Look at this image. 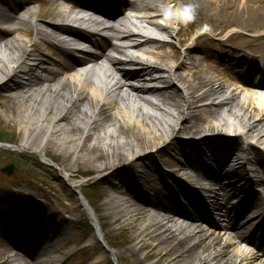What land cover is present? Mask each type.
Returning a JSON list of instances; mask_svg holds the SVG:
<instances>
[{
    "label": "bare ground",
    "instance_id": "obj_1",
    "mask_svg": "<svg viewBox=\"0 0 264 264\" xmlns=\"http://www.w3.org/2000/svg\"><path fill=\"white\" fill-rule=\"evenodd\" d=\"M60 1L64 4L74 0ZM117 1L115 5L124 3L135 12L140 8L146 16L137 17V22L132 24L123 14L97 8L106 13L110 24L105 25L93 18H78L80 12L63 4L46 12L40 6L32 9L34 0L11 3L12 14L0 8V96L9 101L5 108L7 118L21 132L31 133L14 147L34 150L47 159L48 150L53 146L62 157V169L67 175L78 163V175L96 174L116 182H109L111 192L104 195L101 203L107 224L121 222L135 237L139 233L135 222L142 217L147 227L156 228L153 234L145 235L147 242L165 248L160 259H169L168 264H260L243 255L240 248L214 250L217 237L212 239V236L220 226L212 215L231 226V230L219 231L220 243H226V247H232L229 237H225L227 231L249 234L250 245H264V215L260 212L257 217L249 216L257 208L259 194L254 188L264 184L261 180L264 175V84H260L264 80V68L258 69L261 61L254 56L245 61L232 54L228 62L223 61L221 56L200 49L197 43L193 45L192 40L189 43V33L182 29L176 32L175 23L161 24L156 17L176 22L182 6L189 5L204 13L206 25L216 17L220 24H230L242 12H263L264 0ZM75 2L78 5L75 8L81 9L89 4V9L94 10L98 2L101 6H114V0ZM232 8L235 16L228 13ZM247 18L256 24L253 15ZM53 19H63L66 23L59 24ZM70 24L87 25L94 30L78 34ZM134 25L136 29L153 30L171 39L180 37L177 43L184 49L179 52L173 45L161 44L148 34L132 32L129 26ZM207 31L214 30L199 25L196 33L202 35ZM261 33L264 34V26ZM57 34L80 35L99 53L78 60L74 52L57 47L55 43L63 44ZM167 48L170 52H166ZM55 52L68 59L69 64L52 59ZM89 70H98V74L92 75L93 80L88 76ZM253 75L259 77L258 83L253 79L250 82ZM179 134H184L185 139H180ZM240 141L246 142L245 149ZM206 165H212L218 173L208 171ZM182 170L197 173L192 176L182 173L179 179L176 174ZM210 179L222 180L234 187L235 192L225 195L224 204L216 198V191L206 185ZM136 185L142 190L138 191ZM169 186L176 194L167 191ZM204 197L214 200L215 205L208 210L203 206L202 217L186 212L196 209ZM82 202L92 218L89 205L85 200ZM172 215L191 221L186 229L208 226L210 234L193 230L183 238L175 235L169 228ZM10 222L0 225V260L6 262L11 256L25 253L30 259L23 256L15 264H54L44 258L52 243L39 247L49 233L57 232L52 217L46 222L41 220L44 228H33L32 239L7 244ZM95 227V233L89 238L82 236L78 240V245L102 244L99 255L89 257L90 264H103L101 259L108 256L115 258L114 264H119L115 253L104 243L101 225ZM35 250L41 252L37 263L32 261L33 255H38L32 252ZM127 253L136 252L130 248ZM78 264L83 262L79 260Z\"/></svg>",
    "mask_w": 264,
    "mask_h": 264
},
{
    "label": "rangeland",
    "instance_id": "obj_2",
    "mask_svg": "<svg viewBox=\"0 0 264 264\" xmlns=\"http://www.w3.org/2000/svg\"><path fill=\"white\" fill-rule=\"evenodd\" d=\"M2 1L5 3L9 0ZM143 1L157 3V0ZM19 2L25 3L26 0H19ZM32 4V9L40 6L41 11L46 12L52 10L55 6L61 7L60 5L63 2L34 0ZM67 4L72 3L67 2L63 6L69 8ZM182 8V13L176 15V22L161 16L157 18V21L161 24L175 23L176 32L182 29V31L189 33V37L191 38L189 43L192 40L193 45L197 43L200 49L207 51L209 54L221 56L223 61L228 62L231 55L234 54L242 58L255 56L264 62V34L261 33V28L264 26V11L242 12L237 16L238 20L230 24H220V19L216 17L210 21L209 25H206L204 23L203 12L195 11L189 5H184ZM137 11L129 10V13H126V15L146 16L140 8ZM228 13L235 16L236 11L232 8ZM250 14L253 15L256 24L247 18ZM20 16L23 17L22 14ZM53 20L59 24L66 23L63 19ZM199 25L204 26L206 30L211 29L214 31L212 33L207 31L205 34L197 35L196 31ZM141 26L149 27L147 24L142 23ZM231 29L234 30L228 33ZM179 38L174 37L173 43L170 45H173L175 49L182 52L184 47L177 43ZM32 39H34V35ZM112 43H115V41H112ZM166 52H170V49L167 48ZM129 53L135 56L138 55L135 52ZM58 55L59 52H55L52 59L61 60L62 55ZM49 67L51 68V66ZM92 70L88 71V76L91 80H93L92 75L98 74V70ZM151 100L154 101L155 99L152 98ZM8 105L9 101L4 100L0 96V143L16 146L19 144V141L24 138L27 139L31 133L21 132L11 122V118H7L5 108H8ZM32 134L35 135L37 132ZM185 137L184 134H179L180 139H185ZM48 139L49 137L45 139L46 143ZM240 146L245 149L247 144L244 141H240ZM169 152L171 154V151ZM173 156L179 158L174 153ZM46 158H43L41 154L34 150L18 149V151H9L0 149V225L3 222L12 221L8 228V237L5 238L7 244L16 241L21 242L23 239H32L33 228H44L45 225H41V220H45L46 222L48 218L52 217L57 224V232L49 233L41 242L42 244L40 243L39 247L46 246L45 243H52L48 249L49 252L46 253L44 258H48L54 264H63L64 262L66 264H78L79 260L83 264H90L89 257L99 255L102 244L97 242L93 245L90 242L86 244L88 246L82 243L78 245V240H81L82 236L89 238L94 234L96 224L101 225L104 233V243L115 253L116 261L119 264H168L169 259H160L166 252L165 248L158 246L156 243L147 242L145 235L148 233L153 234L156 228L147 227V222L142 217H139L135 222V228L139 230L138 235L135 237L132 236L131 229L123 227L121 222L111 226L107 224L108 218L106 217L105 210L101 207V203L104 200V195L111 192L109 182H116L98 177L96 174L83 173L82 175H78V163L72 166L71 173L67 175L62 169L64 167L62 165V157L58 155L53 146H50ZM202 161L204 162V159ZM9 167H12L10 173L7 172ZM81 170L83 169L81 168ZM208 170L213 174L218 173L217 169L212 165L208 166ZM127 173L131 177L133 176L130 172ZM176 176L181 179L180 173L176 174ZM261 180L264 181V175L261 176ZM136 187L138 191L142 190L140 186L136 185ZM258 188L255 187L254 189L258 191ZM167 191L174 192L170 186ZM163 192L166 193L165 191ZM85 197L92 205V208H90L93 213L92 218L82 206V201L83 199L85 200ZM149 199L155 200L152 197ZM200 205L201 203L197 206ZM249 216L251 217L252 215ZM212 217L217 218V216L213 215ZM256 224L258 225L259 222ZM17 226L21 228L18 229L16 228ZM207 234H210V232ZM23 235H26V237H23ZM215 237H217V240L214 250L218 252L221 239L218 231L214 232L212 239ZM57 239L64 240V242L59 244L58 241H55ZM84 245L86 248H84ZM130 248L135 249L136 253H127V250ZM226 249H231V247L228 246ZM36 251L32 252L36 253ZM78 252L80 254L79 257ZM36 254L38 255H33L34 257L32 258L34 261L36 259L39 260L41 257V252H37ZM26 256H28L27 259L29 260V255L26 254ZM21 257L20 255L11 256L6 261L11 258L20 259ZM114 260L115 258L108 256L105 259H101V262L103 264H114ZM0 264H7V262L5 263V259H2L0 260Z\"/></svg>",
    "mask_w": 264,
    "mask_h": 264
},
{
    "label": "water",
    "instance_id": "obj_3",
    "mask_svg": "<svg viewBox=\"0 0 264 264\" xmlns=\"http://www.w3.org/2000/svg\"><path fill=\"white\" fill-rule=\"evenodd\" d=\"M0 148L15 150L14 148H11L10 146H7V145H1V144H0ZM11 171H12V167H9V168L7 169V172L10 173Z\"/></svg>",
    "mask_w": 264,
    "mask_h": 264
}]
</instances>
